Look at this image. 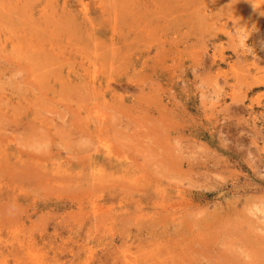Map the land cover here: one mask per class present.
<instances>
[{"label": "rangeland", "instance_id": "1", "mask_svg": "<svg viewBox=\"0 0 264 264\" xmlns=\"http://www.w3.org/2000/svg\"><path fill=\"white\" fill-rule=\"evenodd\" d=\"M0 264H264V0H0Z\"/></svg>", "mask_w": 264, "mask_h": 264}]
</instances>
